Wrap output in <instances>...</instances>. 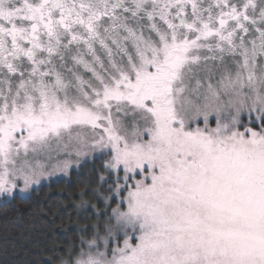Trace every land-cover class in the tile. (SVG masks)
<instances>
[{"label": "snow or ice", "instance_id": "1", "mask_svg": "<svg viewBox=\"0 0 264 264\" xmlns=\"http://www.w3.org/2000/svg\"><path fill=\"white\" fill-rule=\"evenodd\" d=\"M0 197L19 264H264V0H0Z\"/></svg>", "mask_w": 264, "mask_h": 264}, {"label": "trees", "instance_id": "2", "mask_svg": "<svg viewBox=\"0 0 264 264\" xmlns=\"http://www.w3.org/2000/svg\"><path fill=\"white\" fill-rule=\"evenodd\" d=\"M94 165L95 167H99L98 164H81V166L79 165V167H77L71 172V178L69 181L55 179L53 178V176L47 179L46 181H42L39 196H34V199L46 200L50 196L53 202L62 200L65 204L78 203L79 198L77 196V193L80 191L81 188L84 187V184L82 182L87 180L90 176L95 175V173L93 172ZM84 166H86L87 168H84ZM2 199L3 198L0 197V200ZM87 199H90L91 203L97 204L99 207H103V205L100 204L98 201L92 200L91 196L87 197ZM13 203L20 205L22 204V201L17 199L13 201ZM5 206L6 205H4L3 203H0V209ZM83 217V211H80L79 214H77V211H75L72 207H69L67 213L62 214L61 218L56 221V227L48 237H38L39 244L41 246L51 244H63L67 237H75V229L79 225L88 223V220L84 219ZM2 223L3 221L2 219H0V224ZM14 251L22 250L19 248V246H17L15 248L10 247L7 252L0 251V264H19V262L14 259ZM28 257L29 253L25 252L23 259L26 260L28 259Z\"/></svg>", "mask_w": 264, "mask_h": 264}, {"label": "rangeland", "instance_id": "3", "mask_svg": "<svg viewBox=\"0 0 264 264\" xmlns=\"http://www.w3.org/2000/svg\"><path fill=\"white\" fill-rule=\"evenodd\" d=\"M81 164H83V165H92L93 164V162H89V161H83V162H81ZM81 164H80V166H81ZM94 164H98V165H100V161L98 160V161H95V163ZM77 168V166L76 165H73V167L69 170V172H68V174L67 175H65V174H63V173H57V174H55L54 176H53V178H55V179H61V180H63V181H69L70 180V178H71V176H70V173L74 170V169H76ZM84 168H87L86 166H84ZM49 179V178H48ZM47 180V179H46ZM45 180V181H46ZM44 181V180H43Z\"/></svg>", "mask_w": 264, "mask_h": 264}, {"label": "bare ground", "instance_id": "4", "mask_svg": "<svg viewBox=\"0 0 264 264\" xmlns=\"http://www.w3.org/2000/svg\"><path fill=\"white\" fill-rule=\"evenodd\" d=\"M81 171V170H80ZM87 171V170H86ZM71 174V173H70ZM69 175V174H68ZM78 176V175H77ZM51 182V181H50Z\"/></svg>", "mask_w": 264, "mask_h": 264}]
</instances>
